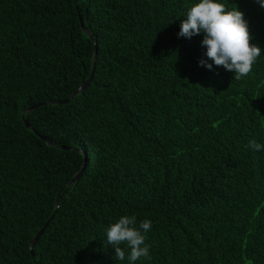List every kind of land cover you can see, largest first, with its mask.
I'll list each match as a JSON object with an SVG mask.
<instances>
[{"label": "trees", "instance_id": "16d2710c", "mask_svg": "<svg viewBox=\"0 0 264 264\" xmlns=\"http://www.w3.org/2000/svg\"><path fill=\"white\" fill-rule=\"evenodd\" d=\"M198 2L0 0V264H129L123 215L152 222L134 264H264V8L217 0L261 49L235 80L178 37Z\"/></svg>", "mask_w": 264, "mask_h": 264}, {"label": "clouds", "instance_id": "9594fccd", "mask_svg": "<svg viewBox=\"0 0 264 264\" xmlns=\"http://www.w3.org/2000/svg\"><path fill=\"white\" fill-rule=\"evenodd\" d=\"M264 8V0H256ZM203 33L201 44L207 50L205 56L212 63L200 60V66L211 70L213 65L223 67L233 72L235 80L248 76L253 65L261 56V49L250 43L248 24L243 13L235 7L228 10L217 0H199L187 7L186 18L180 23L178 37L191 39ZM247 147L260 151L264 144L255 139L248 141ZM152 222L143 220L137 224L135 215H123L105 228L106 243L115 250V257L119 261L125 259V251L121 245L129 250L127 259L134 264L140 258L150 259L149 246L145 243L146 233L151 230Z\"/></svg>", "mask_w": 264, "mask_h": 264}, {"label": "water", "instance_id": "95a60500", "mask_svg": "<svg viewBox=\"0 0 264 264\" xmlns=\"http://www.w3.org/2000/svg\"><path fill=\"white\" fill-rule=\"evenodd\" d=\"M80 22H81V20H80ZM81 27L83 28V30L87 33V30H86V28L83 26V24L81 23ZM95 57H96V48H95V51H94V62H95ZM92 75H93V69H92V72L90 73V75H89V77H88V79L86 80V82L85 83H83L80 87H79V89H78V91L77 92H75V93H73L68 99H66V100H61V101H58V102H50V103H58V104H64V103H67L68 101H70V100H72L73 99V97L75 96V95H77L79 92H82L83 90H84V88L86 87V85L88 84V82L91 80V78H92ZM46 104V103H45ZM27 127H29L28 125H27ZM85 164H86V157L84 156V161H83V168L85 167ZM81 173H82V170L69 182V183H73L74 181H77L79 178H80V176H81ZM42 232H43V229L40 231V232H38L37 233V235H36V237L32 240V243H31V247H33V245L35 244V242L37 241V239H38V237L42 234Z\"/></svg>", "mask_w": 264, "mask_h": 264}]
</instances>
